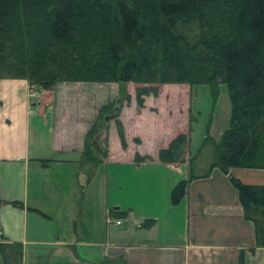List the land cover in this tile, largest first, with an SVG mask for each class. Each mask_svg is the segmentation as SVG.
<instances>
[{
    "label": "crops",
    "instance_id": "0c3cea01",
    "mask_svg": "<svg viewBox=\"0 0 264 264\" xmlns=\"http://www.w3.org/2000/svg\"><path fill=\"white\" fill-rule=\"evenodd\" d=\"M89 83L63 82L35 96L28 80L0 78V232L23 244L24 264L117 258L129 264H241L242 256L244 264H264V247L256 246L255 226L244 217L229 174L215 168L193 179L181 202L172 203L171 191L189 178V167L159 159L175 134L161 136L156 120L148 151L139 150L144 139L136 134L140 143L126 136V149L120 142L100 163L84 161L85 136L102 107L100 91L97 96ZM149 97L143 108L133 98L126 111L137 119L147 115ZM111 132L112 124L109 142ZM136 153L152 159L136 163ZM192 156L187 153V160ZM230 173L264 185V169ZM109 215L122 224H109ZM146 219L156 222L146 229Z\"/></svg>",
    "mask_w": 264,
    "mask_h": 264
},
{
    "label": "trees",
    "instance_id": "16d2710c",
    "mask_svg": "<svg viewBox=\"0 0 264 264\" xmlns=\"http://www.w3.org/2000/svg\"><path fill=\"white\" fill-rule=\"evenodd\" d=\"M0 78L26 79L45 90L63 82L138 83L139 108L147 96H158L160 84L210 85L216 91L225 83L230 125L219 140L205 138L212 158L201 174L196 170L203 146L189 158V178L174 186L171 201L179 204L190 181L218 168L229 174L244 217L255 226L256 246L264 247V185L230 173L236 167L264 169V0H0ZM112 111V103L100 108L85 136L84 161L100 163L108 156V145L103 150L94 139L109 129L102 121ZM115 124L126 149L124 124L119 118ZM189 143L188 133H178L158 157L185 163ZM151 159L134 157L136 163ZM155 222L146 219L141 227ZM0 254L3 264H24L23 244L2 232ZM99 264L129 263L117 258Z\"/></svg>",
    "mask_w": 264,
    "mask_h": 264
},
{
    "label": "rangeland",
    "instance_id": "374dc122",
    "mask_svg": "<svg viewBox=\"0 0 264 264\" xmlns=\"http://www.w3.org/2000/svg\"><path fill=\"white\" fill-rule=\"evenodd\" d=\"M89 84L92 92L96 91L97 93L98 90L100 91L102 106L109 103H112L113 106V111L102 121L103 126L109 127L112 124L113 132L110 134V142L109 129L101 131L94 141L103 150L107 144L112 153H115L116 148L120 147V139L115 132V119L119 118L121 112L127 106H130L133 98L136 100V88L142 86V84L133 82ZM31 86L34 94H36L35 96H38V89L42 88L32 84ZM158 87V96L149 95L148 101L153 107L150 108L147 115L137 119L130 114V111H126L127 108L124 110L121 119L125 124L124 127H126V136L130 141L136 142L138 137L134 139L133 137L139 134L144 139V144L139 147V150L148 151L150 146L149 131L154 127V120H156L158 130L163 137L173 134L176 136L181 132L188 133L190 137L186 152V162L188 163L187 153L197 155L208 135L215 140H219L223 132L229 127L231 102L227 85L220 83L216 87L217 92L213 91L210 85L160 84ZM126 94L131 96L130 102L125 100ZM190 125L193 126V129L189 132ZM203 150L196 170L198 174H201L207 168L205 163L208 164L212 158L211 145L203 146Z\"/></svg>",
    "mask_w": 264,
    "mask_h": 264
},
{
    "label": "built area",
    "instance_id": "2783aa9c",
    "mask_svg": "<svg viewBox=\"0 0 264 264\" xmlns=\"http://www.w3.org/2000/svg\"><path fill=\"white\" fill-rule=\"evenodd\" d=\"M107 222H108L109 224H115V225H120V224H122V220H121V219H116V218H114L112 215H109V216L107 217Z\"/></svg>",
    "mask_w": 264,
    "mask_h": 264
}]
</instances>
